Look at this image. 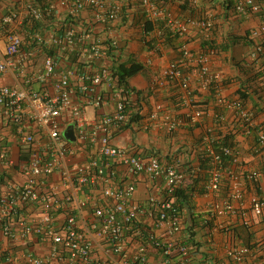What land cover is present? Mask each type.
<instances>
[{"label": "built area", "instance_id": "obj_1", "mask_svg": "<svg viewBox=\"0 0 264 264\" xmlns=\"http://www.w3.org/2000/svg\"><path fill=\"white\" fill-rule=\"evenodd\" d=\"M130 0H0V173L11 170L23 176V182H11L0 193V222L2 234L13 242L37 235L50 242L47 256L26 254L23 264H156L148 259L149 248L159 250L163 256L177 254L175 264H192V249L182 242H162L150 233L147 242L129 252L128 237L137 227L142 216H150L158 229L167 235L182 231L183 214L173 202L177 189L185 185L186 175L179 166H164L157 156L142 157L127 147L114 144V132L124 128L132 118L128 99L136 105L135 115L142 112L134 92L126 90L114 78L112 67L105 60L109 49L114 60L118 42L110 34L114 25L124 17ZM145 20L155 26L153 36L159 39L151 48L154 53L163 44L165 29L182 40L181 57L171 61L154 78L150 85L156 92L162 83L170 82L181 90V100L190 107L181 117L174 116L162 103L154 104L145 121V128L160 127L174 132L180 127L196 128L204 116L205 108L197 101L190 78L184 66H193L199 72L200 85L214 90L216 102L227 110L236 111L240 128L245 136L257 133L258 143L264 148V132L255 130L253 113L242 99H226L220 96L223 75L211 69V59L217 54L209 43L213 38L215 21L211 16H176L164 8L158 0H140ZM258 0H236L234 11L242 16L262 12ZM194 33L199 34L205 48L196 52L190 47ZM151 35L147 40L150 41ZM252 40L249 56L264 61V16L261 23L250 31ZM104 86L105 91L99 88ZM114 101L113 110L90 118L86 107L105 110ZM219 121L226 117L218 114ZM141 121V120H140ZM133 123L135 126L140 123ZM73 131L70 141L65 132ZM13 140L10 145L8 140ZM214 138L213 130L206 129L205 151L214 163L205 184L207 194L221 190L225 157L238 160L236 147ZM218 142L219 150L214 143ZM94 148L89 161L71 167L69 162L77 151ZM90 150V149H89ZM15 151V152H14ZM106 159L116 161L124 168L131 182L110 185L104 178ZM59 175V183H53ZM142 176L159 180L165 186V198L150 195L145 203L135 204V179ZM246 181L264 177L262 171H250L243 176ZM233 185L221 200L209 206L212 217L240 216L243 226H252L253 217L264 216V199L251 196L249 211L234 205L242 201L244 191L239 185L240 176L233 175ZM49 184V186H48ZM75 189L97 188L106 199L103 205H93V220L88 229H81L73 211L74 199L64 185ZM107 200H110L108 202ZM91 196L78 202L86 207ZM41 203L42 217L28 223L16 218L22 204ZM76 207V206H75ZM65 214L62 226L53 227L56 214ZM16 219L23 229L19 234L13 227ZM95 235L104 243L102 256L94 255ZM228 256L236 264H258L253 258L251 246H234ZM14 258L8 257L7 263Z\"/></svg>", "mask_w": 264, "mask_h": 264}, {"label": "crops", "instance_id": "obj_2", "mask_svg": "<svg viewBox=\"0 0 264 264\" xmlns=\"http://www.w3.org/2000/svg\"><path fill=\"white\" fill-rule=\"evenodd\" d=\"M129 8L126 7L125 15L118 21L110 34L118 42V51L115 59L121 62L135 61L144 65V71L130 78V85L135 89L137 100L141 108L143 119L135 126L124 127L114 132L113 142L116 145L127 147L131 153L150 157L157 156L164 166L176 165L179 168L187 169V166L199 167V155L205 151L204 136L206 129L213 130V137L219 138L220 132L225 134L231 131L233 142L238 154V160L225 165L221 190L216 194H207L204 181L200 182L205 193L194 196V205L197 213L208 214L209 206L217 200H221L228 189L233 185V175H239V185L244 191L243 200L234 201V205L249 211L251 196H259L264 199V177L257 179L258 185L254 182H245L243 176L250 171H262L264 169V148L257 140V133L245 136L239 126V118L236 111L227 110L218 106L212 90L204 89L200 85L199 72L193 66H184V74L190 78L191 86L196 99L205 108V116L201 124L196 128L180 127L174 132H167L160 127L145 128L146 117L152 110L154 104L162 103L174 116L181 117L189 111L190 107L181 101V90L170 82H164L156 92H152L150 85L159 72L171 61L180 59L181 39H170L166 43H160L156 53L147 44L148 34L145 31V14L140 6V0H130ZM159 4L171 10L176 16L201 17L211 16L215 21L212 42L217 46V54L211 59V69L223 75V82L220 86V93L228 99L241 98V86L253 84L247 90L248 97L244 100L245 106L254 116L255 130L264 132V78H257L253 83L250 81L253 70L250 62L249 52L251 46L248 45L247 34L259 26L264 16V4L262 12L249 17L242 16L234 11L236 0H159ZM245 37V39H244ZM207 42L202 37L194 33L190 41V47L196 51L205 48ZM210 45V44H209ZM224 48V49H222ZM109 56L105 59L113 68L115 61L109 49L105 50ZM252 68V69H251ZM249 69V72H248ZM248 73V74H246ZM249 82V83H247ZM105 91L104 86L99 88ZM139 93V94H138ZM114 101H110L105 110H96L90 106L86 107L90 118L104 114L105 111L113 110ZM218 114L226 117L224 122L217 118ZM10 145L13 140H8ZM90 149V150H89ZM15 152V151H14ZM95 149L88 148L86 151L79 150L76 156L69 162L73 164H83L94 155ZM108 166L104 169V178L110 185H124L132 180L126 175L124 168L112 159H106ZM199 169V168H198ZM7 176H11V182H23L24 178L17 171L11 170L7 174L0 173V193L7 188ZM53 183H59V175H54ZM190 175L186 173L185 186L192 183ZM136 191L133 196L135 204L145 203L150 195H156L160 199L165 198L164 183L150 177L142 176L135 179ZM49 186V184H48ZM72 194L74 202V213L77 217L79 227L88 229L93 220V205H103L106 199L100 194L99 189L85 187L75 189L71 185L61 187L59 193L64 191ZM91 196L94 201H90L86 207L80 208L78 202L86 200ZM110 202V200H107ZM111 203V202H110ZM76 206V207H75ZM185 210H187L185 208ZM184 216V215H183ZM42 217L41 203L22 204L16 218H24L28 223L39 220ZM65 214L58 213L51 222L54 227H61ZM206 223V222H205ZM208 223V222H207ZM13 227L19 234H23V229L16 219ZM189 227V222L183 219L182 231L176 235H167L163 230L158 229L152 217L146 215L139 219L137 227L128 237L130 242L129 252L136 249L140 243L147 242L149 234L154 233L156 238L162 242H182L190 245L192 249V264H236L228 256V250L234 246H251L253 248V260L258 264H264V216L253 217L252 226H243L240 216L226 215L215 217L209 220V226L196 228L195 242L189 240V233L184 229ZM95 239L94 255L102 256L104 243L93 235ZM23 239V238H22ZM13 242L6 239L2 234V224L0 222V264H6L8 257H13L11 264H23V256L35 254L47 256L51 243L44 242L40 236L29 237L25 240ZM177 254L163 256L157 249L149 248L147 257L156 264H175ZM5 258V259H4ZM52 264H60L58 261ZM124 264H128L124 263Z\"/></svg>", "mask_w": 264, "mask_h": 264}, {"label": "trees", "instance_id": "obj_3", "mask_svg": "<svg viewBox=\"0 0 264 264\" xmlns=\"http://www.w3.org/2000/svg\"><path fill=\"white\" fill-rule=\"evenodd\" d=\"M258 2H260L262 7H263L264 0H258ZM234 7H235V5H234ZM124 10H126V7ZM124 15H125V12H124ZM144 27H145L146 34L153 36L152 33H154L155 26L151 22L146 21ZM158 27L162 30L163 34L165 35L163 43L168 42L170 39H174V38L178 39V37L173 35L169 30L165 29L163 23H159ZM249 36H250V32L247 34L246 38L249 41L248 45L252 46L253 42ZM157 37L158 36L155 35V36L151 37L150 41H147V44L149 43L148 44L149 48H153L155 46L154 44L158 42L159 39ZM244 39H245V37H244ZM212 41L209 44L211 45L212 48L216 49L217 46ZM222 49H224V48H222ZM251 60L252 59L250 58V62H251ZM251 65L254 66L253 70L251 72H249V69H248V72H249V75L251 74L250 81H253V83H255L257 81V79H259V78H257L258 76L260 78H264V61L252 60ZM144 69L145 68H144V65L142 63L131 61V60L121 62L119 58L116 59L115 66L112 68L114 78L118 81L119 85L125 87L126 90H128V91L134 92V94L136 92H135V89L129 83L130 78L133 77L134 75L138 74V73L143 72ZM246 74H248V73H246ZM223 80H224V78H223ZM247 83H249V82H247ZM252 87H253V84H251L249 86L246 84V82H244V84L241 86L242 91H240V92H241L242 97L240 99H242L243 101L246 100V98L249 95V92L247 93V90H249V88H252ZM212 91H213L212 94L216 100L217 98H216V94H215L216 93L215 89ZM220 96L222 97L223 95L221 94ZM226 99H228V98H226ZM128 103H129L128 108L131 111H133L132 112L133 116H132V118L129 119V122L124 127H130L133 123H137L138 121L143 119L142 114L140 112H138V114L135 115L134 107L136 105L130 100V98L128 99ZM195 104L202 105L199 102H196ZM218 106H220V105L218 104ZM220 122L222 123V121H220ZM238 122L240 123V120H238ZM231 133H232L231 131L226 132L225 134H222L220 132V137H221L220 142L224 143V144L234 145L233 134L231 135ZM214 146H215L216 150H219L220 146H219L218 142L215 141ZM198 159L200 161V164L198 167L199 169L195 168L193 166L192 167L187 166L188 167L187 169H183V170L181 169L185 173V175H186V173L188 175H190L193 182L186 185V186L183 185V187H180L179 189H177L176 193L174 194V198H173V202H174L175 206H177L178 209L180 210V212L184 215L183 219H185L186 222H189V227L184 229V230H185V232L189 233V235H190L189 240L191 243L195 242L196 228H198V227L203 228L204 225L209 226V220L214 219V217H212L211 213H208V214L197 213L196 209H195L194 196L196 194L200 195V194L205 193V191H204L205 189L203 190L201 187H198V186H199L200 182L204 181L206 183L208 181L209 175H210V170L214 166V163L211 159V156L208 155V153L206 151H204L202 155H199ZM231 162H232V158L225 157L223 160V165L225 166L226 164H229ZM244 181L248 182L246 180H244ZM256 181L257 180H254L253 182L257 186L258 182H256ZM185 208L187 210H185ZM6 264H8V263H6Z\"/></svg>", "mask_w": 264, "mask_h": 264}, {"label": "water", "instance_id": "obj_4", "mask_svg": "<svg viewBox=\"0 0 264 264\" xmlns=\"http://www.w3.org/2000/svg\"><path fill=\"white\" fill-rule=\"evenodd\" d=\"M72 128H73V127H70V130H67V131L64 133L65 136H66L70 141H73V140H74Z\"/></svg>", "mask_w": 264, "mask_h": 264}]
</instances>
